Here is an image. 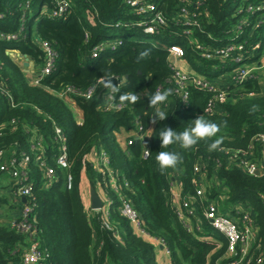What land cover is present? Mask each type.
Instances as JSON below:
<instances>
[{
	"label": "trees",
	"instance_id": "16d2710c",
	"mask_svg": "<svg viewBox=\"0 0 264 264\" xmlns=\"http://www.w3.org/2000/svg\"><path fill=\"white\" fill-rule=\"evenodd\" d=\"M70 1L68 12L52 17L43 8L51 10L54 0H0V32L19 34L17 40L0 39V148L32 153L28 174L36 185L32 197L25 201L19 198L18 203L36 204L30 221L36 228L34 238L49 252L48 264H158L154 246L135 235L120 213L118 193L94 168L92 155L96 150L107 152L121 193L132 202L147 230L166 240L174 264H217L226 252L227 241L208 226L217 240L203 242L199 240L202 233L189 232L179 220L173 204L174 168L161 169L156 159L159 152L166 151L178 156L176 165L181 168L178 178L184 198L195 193V182L205 175V188H210L206 199L216 202L220 211H227L228 205H242L245 212L251 213L257 239L241 264H257L260 257V264H264V171L247 172L231 163L225 151L248 150L254 137L264 133V87L258 75L239 84L226 74L236 66L234 58L240 51L226 58L207 59L196 48L199 43L216 49L233 39V43H244L242 55L258 63L264 55V10L253 13L247 8L259 6L263 0H147L156 3L167 20L158 34L143 32L138 23L144 21L145 14L138 13L126 0ZM182 7L188 9L194 23L176 21ZM25 10L28 12L22 27ZM137 35L148 40H134ZM118 40L121 43L115 50L92 57L100 42ZM9 42L17 46L10 48ZM41 42L48 43L58 56L53 71L40 84H34L7 51L18 49L26 54L40 72L45 60ZM173 43L183 47V58L194 70L218 87L229 85L230 97L226 101L217 102L210 111L208 104L219 91L190 86L186 104L170 91L174 71L169 66L167 46ZM116 77L124 80L115 92L114 102L123 108L106 110L102 106L105 94ZM99 79L104 81L91 98L73 97L82 112L83 121L78 123L72 103L58 92L67 86L85 90ZM165 91L166 101L153 105L151 98ZM160 111L166 114L162 118L157 115ZM198 118L214 123L217 131L210 137L197 138L188 149L179 144H161V131H190ZM137 122L142 132L152 128L150 156L146 158L141 139L130 136L134 138L131 144L127 143L129 137L125 144L119 140L122 130H135ZM54 123L67 136L72 189H67L65 171L61 170L60 179L46 187L30 147L37 130L49 153L57 152ZM257 148L259 152L260 146ZM50 162L55 165L53 160ZM198 163L206 167L196 173ZM91 187L99 195L103 188L110 198L113 229L102 224L103 211H91ZM5 202L6 198L0 196V212ZM29 241L28 234L18 232L0 218V264H19Z\"/></svg>",
	"mask_w": 264,
	"mask_h": 264
},
{
	"label": "built area",
	"instance_id": "2783aa9c",
	"mask_svg": "<svg viewBox=\"0 0 264 264\" xmlns=\"http://www.w3.org/2000/svg\"><path fill=\"white\" fill-rule=\"evenodd\" d=\"M55 6L51 10H47L45 6L44 12L52 17L63 16L68 12L71 7L70 0H54ZM126 3L135 7L138 13H144V21L138 23L140 27H143V32L145 34H158L159 27L164 25L167 20L161 11H158V6L156 3L149 2L147 0H126ZM27 10H29L30 3L27 2ZM182 13H180L178 19L174 18L177 22H182L184 24H192L196 20L192 18V15L186 7L181 8ZM264 10V0L262 4L257 7L253 5L248 6L247 11H253V13ZM28 11L25 10L22 15V24L24 27L26 23V14ZM3 14H0V18ZM261 23V22H260ZM241 29V28H239ZM1 40H17L19 39L18 33L5 34L0 32ZM121 43V40L116 42H100L92 51V57H98L101 52L105 50H115L117 46ZM43 51L45 52L44 64L41 67L40 72L34 74L31 82L34 84H40L41 80L48 74H50L54 69L55 60L57 59L58 53L46 42H41ZM196 48L201 51V55L207 59H214L215 57L226 58L229 57L235 50L240 51V54L234 58L236 66L229 74L233 79V82L242 84L250 78L256 77L258 75V69L264 66V55L261 57L260 61H250V56L242 55V51L245 46L244 43H233L232 41L226 43L224 46L218 47L216 49L206 48L205 46L197 43ZM169 51V66L174 71L172 87L170 91L176 93L182 100L183 104L188 102L189 98V87L196 86L206 90H216L219 91L213 100L208 104V110L212 111L217 102H224L229 97V85L224 87H218L217 84L213 83L207 76L194 70L191 72L185 71L178 66L177 61L184 57V49L178 43L169 44L167 46ZM15 51L20 52L18 49H8L7 52L15 53ZM226 74L221 75L222 78ZM259 76V75H258ZM124 79L113 78V83L109 87L105 94V100L102 106L106 109H121L123 105L120 103H115V92L121 86ZM104 79H99L97 84L85 90L76 89L73 86H67L63 90L58 92L61 98L66 99L70 103H74V96L79 95L85 98H91L97 91V88ZM1 82V81H0ZM0 88L2 89L1 83ZM161 89L159 88L158 91ZM15 120H13L14 122ZM82 119H78V123H82ZM137 128L132 130L134 135L131 137L139 138L143 141V156H150V133L149 129L146 132L143 131L142 125L137 122ZM54 140L57 143V152L49 153V148L44 141L43 135L39 134L37 130H34L31 139V150L35 156V161L39 165L41 171V179L44 181V185L49 187L53 185L60 179L58 173L59 170L65 171V185L67 189H72L73 187V176L69 173L70 161L68 152V142L67 136L63 129L54 123ZM134 138L128 139L127 143L131 144ZM257 145L260 146L259 152L257 151ZM37 151V152H36ZM39 151V152H38ZM226 153L230 156L231 163L242 167L247 172L251 174H256L255 172L259 170L262 171V165H264V133L258 134L254 137L252 143L248 146V150L244 149H226ZM258 153L261 154L258 156ZM32 159V153L27 151L0 148V173H5L11 175L15 181L13 184L14 194L25 200L32 197L33 190L35 188L36 182L32 181L28 174L29 164ZM53 160L55 165L50 161ZM92 161L94 168L106 176V180L110 182L114 191H116L120 198V213L125 217L133 232L138 237L142 238L144 241L152 244L156 252V260L158 264H174L172 258V252L169 248L166 240L162 237L155 236L151 234L140 217L138 211L133 206L132 202L124 196L120 191V186L116 181V174L110 168L109 155L104 150H96L93 152ZM204 163H198L195 165L194 170L196 173L203 171L205 168ZM205 175H200L199 180L195 182V193L193 195L186 196L184 198L180 193H173V204L177 217L182 222L184 227L189 232L192 233H203V226L198 223L195 224L192 220L201 211L204 219L208 222L209 226L214 230L219 232L227 241V257L232 259L230 264H241L248 255V239L250 235H253L254 231L251 229L253 224V219L249 212H242L238 209H232V211H220L219 206L214 201H209L206 199V188L203 182V177ZM127 186L128 183L126 182ZM173 189V188H172ZM111 200L107 197L104 205L101 209L93 210L94 212L103 211L102 224L108 228L113 229L110 224V213L109 206ZM35 203H24L21 205L18 217L12 219L9 225L15 228L18 232L23 234H28L30 241L23 248L19 264H48L49 252L46 248L40 244L38 240L34 238L36 233L35 226L31 223V214L35 208ZM235 214L237 216H235ZM118 234V233H116ZM199 240L205 242L204 238H199ZM158 251L163 257L162 261L158 260ZM252 258V257H251ZM263 258L258 259L257 264H260ZM108 264V263H104Z\"/></svg>",
	"mask_w": 264,
	"mask_h": 264
},
{
	"label": "crops",
	"instance_id": "0c3cea01",
	"mask_svg": "<svg viewBox=\"0 0 264 264\" xmlns=\"http://www.w3.org/2000/svg\"><path fill=\"white\" fill-rule=\"evenodd\" d=\"M18 53H19L18 51H15V53H12V54H18ZM18 56H19V54H18ZM31 62H32V65L26 66L28 68H24L23 70L28 74V76H29V72H30V77L32 79L34 74L36 73L35 72L36 63L34 60L30 61V63ZM177 64L179 67H181L185 71H188V72L194 71L192 66L186 60L177 61ZM26 69H29V70H26ZM72 106L75 109L76 113L78 114V119H82L81 110L74 103H72ZM151 131H152V128L149 129L150 137H151ZM133 135H134V132H132V131L122 130V132L119 134V140L122 144H125L127 138L130 136H133ZM180 169H181L180 166L176 165L175 168L173 169V173H172V188H173L174 194L175 193L181 194V190H182V183H181V180L178 178ZM262 171H264V165H262ZM207 179H206V182L208 183ZM14 181H15V179L11 175L5 174V173H0V196L6 198V202H5L3 208L0 212V214L2 215L0 218L2 221H6L7 223H10V221L12 219L17 217L16 214L19 212V210L21 208V204L18 203L19 198L14 194V191L12 188ZM210 183H212V182L210 181ZM216 183L219 184V181H216ZM99 192H100V197L105 202L107 200L108 195L106 194V192L104 191L103 188H100ZM244 208L245 207L242 205H234V206H231V208H228L227 211H232V209H238V210H241L242 212H245ZM4 210L8 211L7 215H4L5 214ZM201 211L198 212V215L192 220V222H194L195 224L200 223L203 226V233L201 235V238H204L205 242L206 241H216L217 238L214 236L215 234L213 233L214 234L213 235L212 232L207 229L209 224L204 219ZM250 215H251V213H250ZM251 217H252V215H251ZM251 229L254 231V233H253V235H250V237L248 239V245H247L248 250H251V248L254 246V243L257 239V230L255 228L254 220H253V224H252ZM215 231L216 230H214V232ZM218 234L220 236H222L220 233H218ZM158 260L159 261L163 260V257L160 255L159 251H158ZM229 261H230V258L227 257V253L225 252V254L218 260L217 264H230Z\"/></svg>",
	"mask_w": 264,
	"mask_h": 264
},
{
	"label": "clouds",
	"instance_id": "9594fccd",
	"mask_svg": "<svg viewBox=\"0 0 264 264\" xmlns=\"http://www.w3.org/2000/svg\"><path fill=\"white\" fill-rule=\"evenodd\" d=\"M168 93L167 91L163 93H157L151 98V103L153 105L163 103L166 101ZM159 117H164L166 114L164 112L157 113ZM195 127L191 130H185L183 132L177 133L170 129H164L159 133L162 145L169 144H179L180 147L188 149L196 144L197 138H206L212 136L217 131V126L214 123L205 122V120L198 118L194 121ZM214 147V144L212 145ZM159 166L163 168H175L178 162V156L176 152L166 151L159 152L156 157Z\"/></svg>",
	"mask_w": 264,
	"mask_h": 264
},
{
	"label": "rangeland",
	"instance_id": "374dc122",
	"mask_svg": "<svg viewBox=\"0 0 264 264\" xmlns=\"http://www.w3.org/2000/svg\"><path fill=\"white\" fill-rule=\"evenodd\" d=\"M113 33H110V35H112ZM116 34H119V32H117L116 31ZM134 40H139V41H147L148 40V37H145V36H143V35H137V37L136 38H133ZM8 44V46H10V48H12V47H16L17 46V43L16 42H9V43H7ZM11 56L15 59V61L17 62V63H19L21 66H22V68L24 69V68H28V67H26L25 65H24V62L26 61V59H25V57H24V55L23 56H18V54H11ZM33 59H31V58H29V61H32ZM178 61H183L182 59H180V60H178ZM36 67V68H35ZM35 72H36V70L39 68V66L36 64L35 65ZM26 70H29V69H26ZM258 75H259V81L261 82V84H262V86L264 87V66L263 67H260L258 70ZM37 73V72H36ZM29 79L31 80V77H30V72H29ZM72 105V104H71ZM72 108H73V106H72ZM161 112V111H160ZM158 115V114H157ZM156 115V116H157ZM158 117V116H157ZM210 188H208V186H207V189L206 190H209ZM228 208H231V205H228ZM7 210H4V215H7Z\"/></svg>",
	"mask_w": 264,
	"mask_h": 264
},
{
	"label": "water",
	"instance_id": "95a60500",
	"mask_svg": "<svg viewBox=\"0 0 264 264\" xmlns=\"http://www.w3.org/2000/svg\"><path fill=\"white\" fill-rule=\"evenodd\" d=\"M10 54H12V52H8ZM20 56H23L25 57L26 61L24 62V65L25 66H30L32 65V62L30 63L29 61V57L26 55V54H21V52L18 53ZM83 120V118H82ZM256 174H259V170H257L255 172ZM90 195H91V208L93 210H98V209H101L104 205V201L102 200V198L100 197V195L96 192L95 188L94 187H91L90 189ZM23 200L25 201V198H23Z\"/></svg>",
	"mask_w": 264,
	"mask_h": 264
},
{
	"label": "bare ground",
	"instance_id": "6f19581e",
	"mask_svg": "<svg viewBox=\"0 0 264 264\" xmlns=\"http://www.w3.org/2000/svg\"><path fill=\"white\" fill-rule=\"evenodd\" d=\"M14 55V54H13Z\"/></svg>",
	"mask_w": 264,
	"mask_h": 264
}]
</instances>
